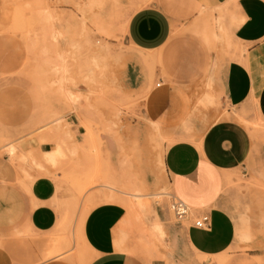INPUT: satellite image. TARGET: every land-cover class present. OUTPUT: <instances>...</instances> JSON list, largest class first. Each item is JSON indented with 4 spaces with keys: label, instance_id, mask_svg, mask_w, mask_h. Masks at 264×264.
<instances>
[{
    "label": "rangeland",
    "instance_id": "1",
    "mask_svg": "<svg viewBox=\"0 0 264 264\" xmlns=\"http://www.w3.org/2000/svg\"><path fill=\"white\" fill-rule=\"evenodd\" d=\"M152 2L0 0V183L26 188L40 177L56 181L64 232L47 246L46 257L67 253L65 258L81 260L86 249L78 230L74 244L73 228L102 203L122 204L131 215V231L117 240L118 250L146 263L171 252L169 228L182 222L171 209L173 192L163 168L173 140L145 114L148 89H132L128 81L129 64L142 56V73L157 83L154 58L136 52L126 37L129 18ZM195 22L193 34L206 47L209 64L188 88L193 119L182 128L187 139L200 146L190 131L201 137L231 119L255 141L264 139L254 112L252 119L239 117L222 101L219 72L241 52L223 15L201 12ZM73 120L81 135L72 131ZM45 142L54 147V162L48 152L39 153ZM255 221L261 226L263 220ZM248 228L242 226L239 245L228 253L191 257L189 264H264V250L253 246L262 234Z\"/></svg>",
    "mask_w": 264,
    "mask_h": 264
},
{
    "label": "crops",
    "instance_id": "2",
    "mask_svg": "<svg viewBox=\"0 0 264 264\" xmlns=\"http://www.w3.org/2000/svg\"><path fill=\"white\" fill-rule=\"evenodd\" d=\"M201 12L216 19L222 14L241 50L219 72L224 105L246 119L254 112L264 126V0H153L129 18L127 41L139 54L154 58L157 81L150 84L138 56L129 64V85L148 89L145 114L173 140L163 155L165 174L173 196L190 208L185 220L169 228L167 259L146 263L117 249V240L131 231V215L119 203L93 207L74 226V244L78 230L86 249L81 260L65 258L67 253L46 257L47 246L60 241L64 229L57 183L40 177L26 188L0 183V264H189L191 257L228 253L239 245L243 225L262 234L253 246L264 250V139L255 141L234 119L215 124L201 137L190 131L200 146L182 129L193 119L188 88L209 64L206 47L193 34ZM70 124L74 133L82 134L77 121ZM52 151L50 142L39 145L40 154ZM147 181L154 183L150 174ZM255 184L261 188L255 190ZM259 208L262 213L253 211ZM204 215L210 217L209 230L194 225ZM260 217L261 226L255 221Z\"/></svg>",
    "mask_w": 264,
    "mask_h": 264
},
{
    "label": "built area",
    "instance_id": "3",
    "mask_svg": "<svg viewBox=\"0 0 264 264\" xmlns=\"http://www.w3.org/2000/svg\"><path fill=\"white\" fill-rule=\"evenodd\" d=\"M172 205L171 209L178 221L185 220L190 214V208L182 201L177 199L175 196H171ZM195 227L202 230H209L211 227V220L209 215H204L194 223Z\"/></svg>",
    "mask_w": 264,
    "mask_h": 264
},
{
    "label": "bare ground",
    "instance_id": "4",
    "mask_svg": "<svg viewBox=\"0 0 264 264\" xmlns=\"http://www.w3.org/2000/svg\"><path fill=\"white\" fill-rule=\"evenodd\" d=\"M71 94V93H70ZM69 95V94H68ZM71 96V95H70ZM15 147L14 146H11L10 148H9V153L10 154H13L14 152H15ZM46 156H47V158H48V160H49V162L51 163V162H54V155L53 154H51V153H47L46 154ZM136 199H137V201L139 202V195H135L134 196ZM135 199V200H136ZM141 200H142V198H141ZM143 205V204H142ZM138 207H140V206H138ZM157 227V226H156ZM155 227V228H156ZM158 228V227H157ZM156 231V230H155ZM154 232V231H153ZM160 232V231H159ZM159 232H158V234H159ZM157 233V232H156ZM162 237V236H161Z\"/></svg>",
    "mask_w": 264,
    "mask_h": 264
}]
</instances>
